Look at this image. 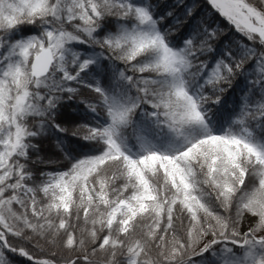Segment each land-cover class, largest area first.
I'll return each mask as SVG.
<instances>
[{"label": "snow or ice", "instance_id": "obj_1", "mask_svg": "<svg viewBox=\"0 0 264 264\" xmlns=\"http://www.w3.org/2000/svg\"><path fill=\"white\" fill-rule=\"evenodd\" d=\"M0 264H264V0H0Z\"/></svg>", "mask_w": 264, "mask_h": 264}, {"label": "trees", "instance_id": "obj_2", "mask_svg": "<svg viewBox=\"0 0 264 264\" xmlns=\"http://www.w3.org/2000/svg\"><path fill=\"white\" fill-rule=\"evenodd\" d=\"M218 19L220 20V22L222 23V24H224L225 26H227V21H225V20H223L222 18H219L218 17ZM234 87H235V85H234ZM232 93V89H228V91L225 93V97H228L230 94ZM237 110H238V106H237ZM67 113H68V110L67 109H65L64 110V115H65V117L67 116ZM74 115V114H73ZM212 127L215 129V131L216 132H222L223 130H224V128L225 127H227V125H216V124H212ZM50 139V138H49ZM45 143H49V141H45ZM167 142L165 141V142H163L162 143V146H164V144H166ZM50 146V145H49ZM45 151H47V149H45ZM88 151V149L87 148H84V149H80L77 153H75L76 155H80V154H83L84 152H87ZM57 158H59V157H57ZM67 166V164L66 163H64V164H61L59 167H61V168H63V167H66Z\"/></svg>", "mask_w": 264, "mask_h": 264}, {"label": "rangeland", "instance_id": "obj_3", "mask_svg": "<svg viewBox=\"0 0 264 264\" xmlns=\"http://www.w3.org/2000/svg\"><path fill=\"white\" fill-rule=\"evenodd\" d=\"M128 146H129V148L132 149V151H136V146H135L134 141H130ZM177 146H178V145H177Z\"/></svg>", "mask_w": 264, "mask_h": 264}]
</instances>
